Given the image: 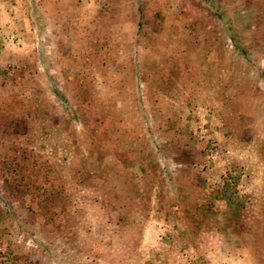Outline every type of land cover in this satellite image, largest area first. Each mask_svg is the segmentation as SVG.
Instances as JSON below:
<instances>
[{
    "label": "rangeland",
    "instance_id": "rangeland-1",
    "mask_svg": "<svg viewBox=\"0 0 264 264\" xmlns=\"http://www.w3.org/2000/svg\"><path fill=\"white\" fill-rule=\"evenodd\" d=\"M216 1L224 21L202 0H0V264H264V0ZM136 52L188 73L158 153L102 104L135 95Z\"/></svg>",
    "mask_w": 264,
    "mask_h": 264
},
{
    "label": "crops",
    "instance_id": "crops-1",
    "mask_svg": "<svg viewBox=\"0 0 264 264\" xmlns=\"http://www.w3.org/2000/svg\"><path fill=\"white\" fill-rule=\"evenodd\" d=\"M204 5V3H202ZM201 4V5H202ZM202 5V6H203ZM40 9V8H38ZM209 10V9H208ZM210 11V10H209ZM213 15V14H212ZM214 16V15H213ZM215 18V16H214ZM53 19V18H52ZM45 31V30H43ZM43 33V32H42ZM51 39L48 36H45L44 39ZM162 42L167 41L166 38L161 39ZM164 43V44H165ZM162 53V52H161ZM54 56V55H53ZM133 62L131 64L132 70L129 71L126 68H123L122 72L123 74H134L139 75V82H137V85L135 87V95L130 99H121V98H115L114 100L106 99L102 104L106 107H116L117 109L123 108L124 110H133L134 111V117L137 118V122L135 121L136 128L130 127L129 129V135L132 136L133 139V149L137 151V153L140 155H144L147 153L152 154V150L156 153H158L157 145L161 144V139L163 138H156V134H163L166 133L164 130H166L168 133L175 134L174 131L170 127L164 124V122L169 121V117L174 115L175 112L179 110L182 104V97H183V88L186 87V76H188V73H185V69H182L183 67L180 66V64H176V62H168L165 60L163 56L160 57H152L151 61H153V64L155 67H151V71L149 73H142L141 71V65L140 63V54L136 52V54H133ZM131 56V57H132ZM44 57H50L44 55ZM240 59V58H239ZM245 65H248L247 63L243 62ZM175 65V66H174ZM217 67V63H214L212 69L213 71H216L215 69ZM153 69V70H152ZM181 70V71H180ZM209 70V71H210ZM177 71V72H176ZM109 72V70H108ZM106 71V73H108ZM109 74V73H108ZM44 90L47 91L49 94V89L47 85L43 84ZM58 89H61L59 85H57ZM53 95V94H52ZM54 97L58 98V96L54 95ZM54 99V98H53ZM57 101V100H55ZM91 106L94 107L95 105L91 102L89 103V100L84 103H77L76 106ZM74 106L75 110V120L80 121L82 120V116L79 114L78 108ZM155 106H163L165 108H169V110H163V118L161 119L163 125H155V118L153 116V108ZM83 110V109H82ZM124 126L126 125L125 120H121L120 122ZM155 129H154V126ZM161 127V128H160ZM127 128V127H125ZM156 131V133L154 132ZM133 131H136L135 133ZM125 133H118L115 136L118 139V143L121 145L122 149L125 146L124 140ZM160 137V135H159ZM139 143V144H138ZM120 154V153H119ZM104 164V162H103ZM123 174L124 172L130 171V169H134L135 167L133 165H129V163H121L118 164L117 167ZM128 174V173H127ZM131 186L133 189L136 188L133 183L127 184ZM94 189L97 194H99L100 197H97L96 199L98 201L103 202L105 204L106 201L109 199H106V196H102V192H108L111 190V184L110 181L106 180L101 182L100 184H94ZM107 219L109 217L107 216Z\"/></svg>",
    "mask_w": 264,
    "mask_h": 264
},
{
    "label": "trees",
    "instance_id": "trees-1",
    "mask_svg": "<svg viewBox=\"0 0 264 264\" xmlns=\"http://www.w3.org/2000/svg\"><path fill=\"white\" fill-rule=\"evenodd\" d=\"M203 3L205 5H207V7L211 8V12L214 14V16L219 20V21H224L226 20L223 13L221 12L222 10V5L220 2H217L216 0H213L212 2H210V0H202ZM209 4V5H208ZM246 19V20H245ZM250 19V15L249 14H241V17H238L237 19H235V22L238 26L240 27H245V25L247 24L248 20ZM38 24V23H37ZM227 26L231 25V21L228 19V22L226 23ZM249 27V26H248ZM227 30H229V34H227V36L229 37V40L231 42L232 48L234 50H236L239 54V56H237L238 58L242 59L243 61L249 62L250 60L248 59L247 55H246V49L241 46L239 44V42L236 39V35L237 32L236 31H232V29L229 27H227ZM243 29L239 30V32H241ZM249 31V29H246ZM36 31L38 32V36L42 35V26H37L36 27ZM57 88L53 90V92H56ZM56 94V93H54ZM11 264H18L16 262H13Z\"/></svg>",
    "mask_w": 264,
    "mask_h": 264
}]
</instances>
